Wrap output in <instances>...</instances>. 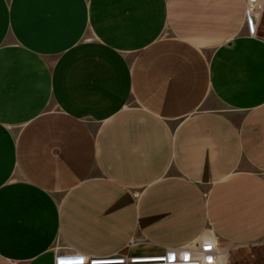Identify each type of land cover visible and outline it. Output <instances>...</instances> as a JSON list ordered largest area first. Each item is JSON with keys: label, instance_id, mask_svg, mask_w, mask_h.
I'll list each match as a JSON object with an SVG mask.
<instances>
[{"label": "crops", "instance_id": "0c3cea01", "mask_svg": "<svg viewBox=\"0 0 264 264\" xmlns=\"http://www.w3.org/2000/svg\"><path fill=\"white\" fill-rule=\"evenodd\" d=\"M244 1L0 0V264L199 240L264 264V38Z\"/></svg>", "mask_w": 264, "mask_h": 264}, {"label": "built area", "instance_id": "2783aa9c", "mask_svg": "<svg viewBox=\"0 0 264 264\" xmlns=\"http://www.w3.org/2000/svg\"><path fill=\"white\" fill-rule=\"evenodd\" d=\"M246 18L250 32L254 34L256 22L264 6V0H245ZM209 240L197 241L177 249H168L162 255H129L128 251L111 258H87L73 253L54 254V264H227V251H220ZM264 245V239L260 245Z\"/></svg>", "mask_w": 264, "mask_h": 264}, {"label": "rangeland", "instance_id": "374dc122", "mask_svg": "<svg viewBox=\"0 0 264 264\" xmlns=\"http://www.w3.org/2000/svg\"><path fill=\"white\" fill-rule=\"evenodd\" d=\"M260 17L258 19V21L256 22V28L254 31V34L264 38V6L261 9V14H259ZM198 243H201L202 240L197 241ZM248 252L250 250L252 251H258L257 252V257L261 256L264 258V245H257V246H252L247 248ZM256 253V252H255ZM260 254V255H259ZM252 254H248L246 256H244V258H241V256H239L238 254H233L231 255L228 259H227V263L228 264H260L261 262L255 259V256Z\"/></svg>", "mask_w": 264, "mask_h": 264}, {"label": "bare ground", "instance_id": "6f19581e", "mask_svg": "<svg viewBox=\"0 0 264 264\" xmlns=\"http://www.w3.org/2000/svg\"><path fill=\"white\" fill-rule=\"evenodd\" d=\"M210 245H213V243L211 242V244Z\"/></svg>", "mask_w": 264, "mask_h": 264}]
</instances>
